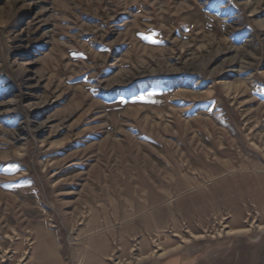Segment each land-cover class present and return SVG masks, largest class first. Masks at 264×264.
<instances>
[{"label":"rangeland","instance_id":"obj_1","mask_svg":"<svg viewBox=\"0 0 264 264\" xmlns=\"http://www.w3.org/2000/svg\"><path fill=\"white\" fill-rule=\"evenodd\" d=\"M264 0H0V264H261Z\"/></svg>","mask_w":264,"mask_h":264},{"label":"water","instance_id":"obj_2","mask_svg":"<svg viewBox=\"0 0 264 264\" xmlns=\"http://www.w3.org/2000/svg\"><path fill=\"white\" fill-rule=\"evenodd\" d=\"M262 255H263V257H264V250H263V254H262ZM261 264H264V258H263V260H262V263H261Z\"/></svg>","mask_w":264,"mask_h":264}]
</instances>
